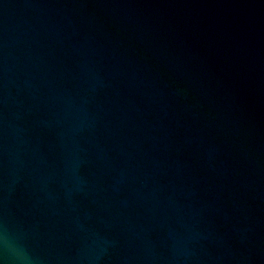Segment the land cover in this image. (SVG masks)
Masks as SVG:
<instances>
[{
  "label": "water",
  "instance_id": "1",
  "mask_svg": "<svg viewBox=\"0 0 264 264\" xmlns=\"http://www.w3.org/2000/svg\"><path fill=\"white\" fill-rule=\"evenodd\" d=\"M0 264H264V0H0Z\"/></svg>",
  "mask_w": 264,
  "mask_h": 264
}]
</instances>
